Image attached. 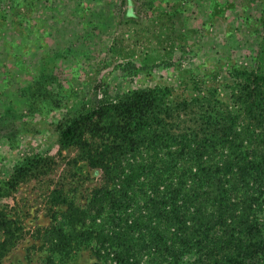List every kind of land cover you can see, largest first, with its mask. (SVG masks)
I'll return each instance as SVG.
<instances>
[{
  "label": "rangeland",
  "instance_id": "374dc122",
  "mask_svg": "<svg viewBox=\"0 0 264 264\" xmlns=\"http://www.w3.org/2000/svg\"><path fill=\"white\" fill-rule=\"evenodd\" d=\"M256 77L264 0H0V264H109L86 242L61 255L53 234L110 186L87 156L108 149L126 98L138 117L193 99L224 120ZM81 114L83 144L63 145Z\"/></svg>",
  "mask_w": 264,
  "mask_h": 264
},
{
  "label": "trees",
  "instance_id": "16d2710c",
  "mask_svg": "<svg viewBox=\"0 0 264 264\" xmlns=\"http://www.w3.org/2000/svg\"><path fill=\"white\" fill-rule=\"evenodd\" d=\"M256 78L224 120L192 110L193 99L138 117L127 97L114 118L124 125L107 128L108 149L87 156L112 182L90 212L57 219L61 255L86 242L109 264H264V77ZM169 109L186 125L168 121ZM91 119L65 124L63 145L83 144Z\"/></svg>",
  "mask_w": 264,
  "mask_h": 264
}]
</instances>
